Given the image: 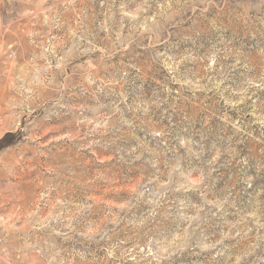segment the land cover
<instances>
[{"label": "rangeland", "instance_id": "obj_1", "mask_svg": "<svg viewBox=\"0 0 264 264\" xmlns=\"http://www.w3.org/2000/svg\"><path fill=\"white\" fill-rule=\"evenodd\" d=\"M0 264H264V0H0Z\"/></svg>", "mask_w": 264, "mask_h": 264}]
</instances>
